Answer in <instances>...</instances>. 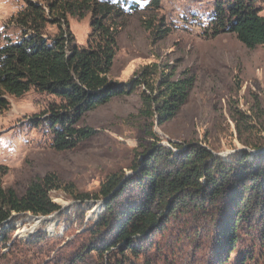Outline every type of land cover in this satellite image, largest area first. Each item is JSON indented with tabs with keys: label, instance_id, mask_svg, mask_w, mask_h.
<instances>
[{
	"label": "rangeland",
	"instance_id": "374dc122",
	"mask_svg": "<svg viewBox=\"0 0 264 264\" xmlns=\"http://www.w3.org/2000/svg\"><path fill=\"white\" fill-rule=\"evenodd\" d=\"M130 1L138 2L139 8L136 12L126 8L119 20L118 51L109 79L127 85L144 65H167L175 71L174 79L182 73L193 77L187 103L174 119L153 126V139L147 133L148 122L137 116L143 88L112 98L76 123L77 129L95 131L94 136L74 149L57 152L50 148L45 113L58 99L33 90L20 98L6 96L8 107L0 112V165L7 169L2 186L18 197L48 174H54L62 186L72 185L76 195H93L110 174L122 171L130 177L132 162L152 144L171 148L170 142L199 143L226 162L243 153L255 157L264 152V48L247 49L229 33L207 36L220 0H160L156 9L150 0ZM25 5L26 0H0V47L21 37L13 21ZM257 5L264 17V0ZM67 21L75 43L86 47L90 16H68ZM148 25L153 31L168 29L169 34L154 40ZM56 30L46 27L49 35ZM70 193L51 192L60 210L45 218L12 214L7 240L0 243V264H118L121 258L116 252L101 256L93 251L108 240L105 232L95 234L102 201L83 203ZM215 211L213 205L186 204L181 214L141 243L139 258L125 255L126 264H218L224 217L220 212L214 218ZM255 228L253 223L238 231L239 251L225 252L220 264H236L241 252L245 264H264V246L259 245Z\"/></svg>",
	"mask_w": 264,
	"mask_h": 264
},
{
	"label": "trees",
	"instance_id": "16d2710c",
	"mask_svg": "<svg viewBox=\"0 0 264 264\" xmlns=\"http://www.w3.org/2000/svg\"><path fill=\"white\" fill-rule=\"evenodd\" d=\"M257 2L218 1L207 36L229 33L247 49L264 48V17ZM150 4L156 9L160 0H150ZM126 8L136 12L139 3L26 0L25 8L13 21L21 29V37L7 40L0 47V112L8 107L6 96L20 98L33 90L57 98L59 103L49 105L45 114L52 137L50 148L62 152L96 134L91 129L76 128L87 112L143 88L137 116L148 122L147 133L156 139L153 126L161 127L175 118L187 103L194 80L187 73L174 79L175 71L158 63L139 68L127 85L109 79L118 51L119 20L125 16ZM86 14L90 16V33L86 47H80L69 31L67 18L82 19ZM47 26L56 27V33L49 35ZM146 29L154 40L169 34L168 29L153 31L150 25ZM170 144L171 148L152 144L134 159L130 177L122 171L110 174L93 195H76L72 185L62 186L54 174H48L33 181L18 197L13 189L2 186L7 169L0 165V243L7 240L5 232L13 213H28L32 219L55 214L60 207L50 193L63 190L83 203L102 201L103 213L95 223V234L105 232L108 240L93 251L101 256L116 252L121 258L118 264H126L125 255L139 258L143 254L141 243L181 214L186 204L198 208L213 205L214 218L222 212L218 264L225 252L239 251L235 244L244 226L255 223L257 240L264 246V152L255 157L243 153L226 162L199 143ZM42 239L41 236L38 241ZM246 261L241 252L236 264Z\"/></svg>",
	"mask_w": 264,
	"mask_h": 264
}]
</instances>
